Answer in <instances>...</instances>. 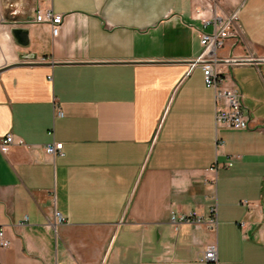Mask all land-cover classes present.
<instances>
[{
	"label": "crops",
	"instance_id": "0c3cea01",
	"mask_svg": "<svg viewBox=\"0 0 264 264\" xmlns=\"http://www.w3.org/2000/svg\"><path fill=\"white\" fill-rule=\"evenodd\" d=\"M37 5L62 14L56 36ZM236 8L216 56L247 129L216 124L201 68L188 73L209 0H0V67L37 62L0 70V137L24 141L0 152V264H205L210 244L220 264H264V0L216 12ZM213 206L215 228L170 222Z\"/></svg>",
	"mask_w": 264,
	"mask_h": 264
},
{
	"label": "built area",
	"instance_id": "2783aa9c",
	"mask_svg": "<svg viewBox=\"0 0 264 264\" xmlns=\"http://www.w3.org/2000/svg\"><path fill=\"white\" fill-rule=\"evenodd\" d=\"M209 1L211 2L213 12L209 17H201V22L204 29L210 27V30L200 32L202 50L190 63L188 73L195 66L201 68L206 87L211 88L215 95L216 124H224L237 129H247L249 128L250 119L242 95L237 89L228 86V81L230 80L229 72L224 67V62L216 56V51L224 46L226 39L239 35L238 8L226 14H220L216 12V6L220 0ZM33 21L50 24L51 33L53 36H56L59 33L63 16L60 13H54L51 7L37 5ZM48 78L50 79L51 76L49 75ZM219 103H221L220 106ZM55 106L56 113L62 115V111L57 104ZM12 144L24 145V141L21 138L15 137L12 133H7L0 137V152L6 153ZM62 146V142L53 141L44 145V151L49 155H57L61 153ZM231 164L232 161L228 163V165ZM242 203L248 204V201L243 200ZM64 221L65 217L59 211H55L53 226L55 227ZM170 222L176 226L182 223H204L209 228H215L217 225V209L215 206L211 207L207 216L201 215L195 210L184 213H172L170 215ZM9 245L10 240L6 238L4 229L0 227V246L8 247ZM201 260L205 264H220L217 248L214 244L208 245Z\"/></svg>",
	"mask_w": 264,
	"mask_h": 264
},
{
	"label": "water",
	"instance_id": "95a60500",
	"mask_svg": "<svg viewBox=\"0 0 264 264\" xmlns=\"http://www.w3.org/2000/svg\"><path fill=\"white\" fill-rule=\"evenodd\" d=\"M10 35L12 37V39L21 46H26L29 43V35H28V29L25 27H13L10 29ZM25 59L28 60H22L7 66H12V65H23V64H37L36 61H32L29 59H33L34 56L31 55H25L24 57ZM242 61H247V62H259L260 59H247V60H228V62H242ZM222 62H226V61H222ZM7 66L4 67H0V70L2 68H5Z\"/></svg>",
	"mask_w": 264,
	"mask_h": 264
},
{
	"label": "rangeland",
	"instance_id": "374dc122",
	"mask_svg": "<svg viewBox=\"0 0 264 264\" xmlns=\"http://www.w3.org/2000/svg\"><path fill=\"white\" fill-rule=\"evenodd\" d=\"M5 16H7V15H5ZM9 20V19H8Z\"/></svg>",
	"mask_w": 264,
	"mask_h": 264
}]
</instances>
